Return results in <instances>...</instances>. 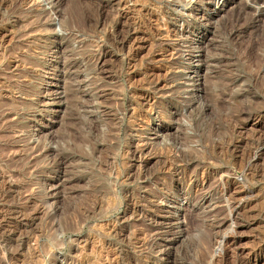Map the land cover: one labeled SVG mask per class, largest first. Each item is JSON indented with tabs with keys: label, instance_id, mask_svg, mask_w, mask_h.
Here are the masks:
<instances>
[{
	"label": "rangeland",
	"instance_id": "obj_1",
	"mask_svg": "<svg viewBox=\"0 0 264 264\" xmlns=\"http://www.w3.org/2000/svg\"><path fill=\"white\" fill-rule=\"evenodd\" d=\"M0 264H264V0H0Z\"/></svg>",
	"mask_w": 264,
	"mask_h": 264
},
{
	"label": "bare ground",
	"instance_id": "obj_2",
	"mask_svg": "<svg viewBox=\"0 0 264 264\" xmlns=\"http://www.w3.org/2000/svg\"><path fill=\"white\" fill-rule=\"evenodd\" d=\"M246 9V8H245ZM250 9V11L252 10L251 8H249ZM249 12V11H248ZM246 15V14H245ZM257 16V15H256ZM261 16V15H260ZM250 17V18H249ZM253 17V13L252 12H249V16H248V18H249V22H250V20H251V18ZM258 18V17H257ZM255 19V18H254ZM260 19V18H259ZM257 21V20H256ZM250 23H247V25H249ZM82 27V26H81ZM234 28H236V26L234 27ZM252 29V28H251ZM263 61V60H262ZM214 242V241H213Z\"/></svg>",
	"mask_w": 264,
	"mask_h": 264
}]
</instances>
